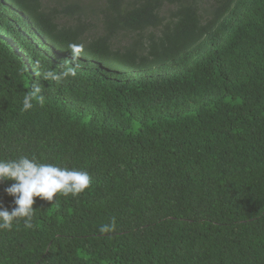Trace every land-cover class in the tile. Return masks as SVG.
<instances>
[{"label": "trees", "instance_id": "trees-1", "mask_svg": "<svg viewBox=\"0 0 264 264\" xmlns=\"http://www.w3.org/2000/svg\"><path fill=\"white\" fill-rule=\"evenodd\" d=\"M0 18V160L90 176L0 230V264H264V0H10ZM22 40L48 44L37 65ZM69 44L76 76L45 79Z\"/></svg>", "mask_w": 264, "mask_h": 264}, {"label": "clouds", "instance_id": "clouds-1", "mask_svg": "<svg viewBox=\"0 0 264 264\" xmlns=\"http://www.w3.org/2000/svg\"><path fill=\"white\" fill-rule=\"evenodd\" d=\"M10 0H0V14L3 15L6 6L8 7ZM138 3H144L146 0H135ZM176 10L175 4H170L168 8L169 20H175L171 15L172 11ZM225 13L224 17L228 16ZM222 22H218L217 27ZM10 26L3 22L0 18V39L5 41L8 37H11L9 31ZM25 40H32L28 37ZM11 41V40H8ZM24 46L28 55L25 54L18 46L16 50L24 57V61L30 65L32 62L37 65L40 58L47 53V45L36 46V48H30L28 45L23 44V40L19 42ZM6 44L5 42L3 43ZM213 47V44L210 43ZM68 51L70 57L67 58L65 63V70L57 74L56 72L49 70L44 73V78H51L53 80H59L61 78H67L69 76H76V65L80 62L81 53L83 51V45L81 44H69ZM30 59V60H29ZM116 72L117 69L111 67ZM116 81L113 80H92L85 86L91 87L96 93H109L114 89H117ZM41 89L39 86L33 87V89L27 92L23 97L22 111H28L32 109V101L37 99L41 104L44 101V97L40 95ZM15 181L10 186L4 189V192L13 198L11 211L8 208L0 205V230L11 229L13 222L18 218H23L24 225L27 228L32 227V218L35 212L33 205L35 203L34 198H40L45 201H52L53 197L60 193L64 196H76L85 191L90 185V176L87 171L70 170L68 168L59 167L54 164L40 163L35 157L29 158L27 156H20L16 159L0 160V182L3 181ZM114 224L101 226L99 231L101 233L109 232L113 230Z\"/></svg>", "mask_w": 264, "mask_h": 264}]
</instances>
